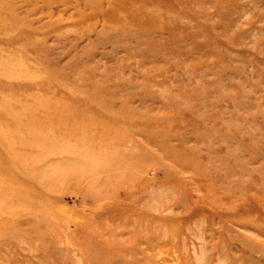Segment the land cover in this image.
Listing matches in <instances>:
<instances>
[{"label": "rangeland", "instance_id": "rangeland-1", "mask_svg": "<svg viewBox=\"0 0 264 264\" xmlns=\"http://www.w3.org/2000/svg\"><path fill=\"white\" fill-rule=\"evenodd\" d=\"M0 264H264V0H0Z\"/></svg>", "mask_w": 264, "mask_h": 264}]
</instances>
